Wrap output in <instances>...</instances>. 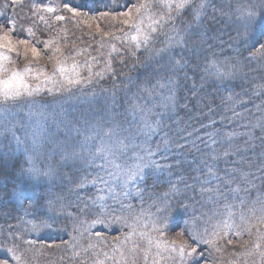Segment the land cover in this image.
Masks as SVG:
<instances>
[{
    "label": "snow or ice",
    "instance_id": "snow-or-ice-1",
    "mask_svg": "<svg viewBox=\"0 0 264 264\" xmlns=\"http://www.w3.org/2000/svg\"><path fill=\"white\" fill-rule=\"evenodd\" d=\"M156 2L159 4L160 0ZM10 3L23 10L25 0H10ZM28 6L33 14L39 11L36 4ZM135 7L138 14L136 18L132 17L131 12L118 13L119 16L126 18L123 23L135 30V34L129 37L134 50H139L141 47L149 48L160 36L164 37L161 41L163 46L155 52L160 66L159 74L154 83L145 86L144 103L139 101L129 103L128 115L136 120L139 114L135 131L125 128L120 120L114 118L100 121L85 120L83 130L74 129L83 139L70 148L61 147L58 153L61 159L53 163L51 160L54 156L50 159V153L45 149V144L49 140L46 125L49 121L58 120L59 116L55 112L45 110L35 99L24 100L26 97H34L41 91L39 86L32 87L26 82V77L32 72L31 67L26 66L23 71H19L9 69L5 64V62H13L12 54L20 56L21 46L25 57L30 51L33 60L37 59L41 55V50L36 46L39 42L33 43L27 36L18 37L16 35L18 20L8 14L9 3L0 4V146L7 141L9 146L15 145V150L24 154L25 163L19 170L21 183L34 191L38 190L36 195H27L24 189H14L8 194L9 199L17 202L18 211L23 213L17 218L18 222L24 225L30 224L31 233L52 228L60 216L71 217L75 223L81 212H95L93 222L104 224L109 209V204L106 203L108 200L118 204L120 210L126 207L131 209L132 205H126L121 197L125 199L138 197L142 200L144 189L141 188V184L146 185L149 179H158L165 175L170 177L174 174L176 164L171 159L173 150L168 147L167 138H162L163 148L157 145L155 149L145 146L147 139L143 143H137V140L140 135L149 137L162 128L165 111H171L175 107V91L179 86L180 74L183 73L184 79H188L191 73V76L198 78L202 85L211 83L226 90L243 70L239 59L221 60L215 55L210 56L206 50L207 40L201 27L207 15L209 0H163V7L167 11L160 14L159 18L150 17L152 23L149 24L147 32L141 28L142 20L139 18L143 14L142 10L148 5L138 4ZM226 7L227 11L224 7L219 11L233 22L237 40L241 44L247 42L258 24L264 23V0H235V3H227ZM63 8L74 17L79 15L76 6L68 3L67 0ZM44 10L48 13L56 12L51 6ZM104 15L109 13L106 12ZM40 19L44 18L41 16ZM55 19L63 21L65 16L56 15ZM21 30H23L22 26ZM27 32L34 34L31 28L27 29ZM52 44V41H45L44 49L47 50ZM55 51L59 53L60 49L56 48ZM112 51H117L115 45L112 46ZM259 52L264 58V44L260 46ZM68 59H72L70 66L65 59L58 58L54 69L53 75L58 74L63 81L61 88L68 91L71 86L91 83L93 76L91 66L85 64L88 75L82 76L81 65L70 55ZM251 59L252 57H249V60ZM95 75L102 78L100 72ZM41 76H44L45 82L53 79V76H48L43 69L37 68L35 79L39 80ZM65 84L68 87H65ZM48 91L51 92L52 89ZM155 96L160 97L158 106L151 99ZM22 100L28 107L26 112L23 111ZM150 104L151 107L148 106ZM242 127L247 131L243 133L231 131L223 134L216 131L206 133L207 139L198 137L207 150L205 152L207 159L201 162V167L195 169L196 174L191 177L194 183L189 184L181 177L179 183L183 184V188L177 184H171L170 187V193L175 198L174 202L165 195L158 198L159 205H154L152 230L160 235L166 233L172 212L180 210L186 212L191 207L190 199L180 198L185 189L195 191L199 188L200 199L204 202L202 207L212 206L209 208L212 216L208 218H218L211 231L205 228L202 234L181 233L188 235L190 243L177 246L173 241L167 245V250L177 254L180 264H216L213 251H221L222 241L227 245L233 243L229 233L237 237L245 232L251 235L253 228H257V241L254 247L260 250L261 264H264V250H261L264 245V233L258 228V225H264V197L250 199L251 191L255 188L253 177L256 174L250 171H238L236 167L225 168L221 173L215 163L222 158L231 157L234 152L238 154L239 147L233 148L234 138L237 136L245 137V145L253 143V131L259 128L264 132V116H261L256 123L249 122ZM183 139L185 145L178 144V147L187 146V139ZM260 139L264 143V136H260ZM191 146L200 150L195 141L191 142ZM121 158H125L123 162H120ZM128 159L132 162L128 163ZM68 162L82 163L88 168L99 169L95 175L86 174L73 186L78 197L79 193L89 186L96 189L95 193H89L88 198L83 200V206L77 205L73 212L68 211L73 205L66 201L63 190H56V179L60 176V169ZM258 171L262 175L256 178L264 183V167H259ZM111 176H115L120 181L119 191L107 178ZM241 193L244 195L242 196ZM185 200L188 202L186 203ZM234 201H238L241 208L248 210L240 212L238 219L232 210L237 206ZM221 205L224 212L220 211ZM111 212L113 220L122 221L125 227L135 233L136 224L140 222L139 216L134 218V223L129 224L128 218L116 215L115 207ZM202 215L207 216V213ZM253 220L256 223H253ZM19 239L18 232L9 229L5 233L0 230V264H23L17 243ZM147 244L149 246L153 244L150 236H147ZM132 251L135 252L136 248L134 247ZM121 258L125 259L123 253ZM145 260H147V249H145Z\"/></svg>",
    "mask_w": 264,
    "mask_h": 264
},
{
    "label": "trees",
    "instance_id": "trees-1",
    "mask_svg": "<svg viewBox=\"0 0 264 264\" xmlns=\"http://www.w3.org/2000/svg\"><path fill=\"white\" fill-rule=\"evenodd\" d=\"M101 1L67 0L68 3L76 6L78 12L80 9L88 10L91 7V11L97 10V13L107 10V6L102 4L107 1ZM110 1H112V4L108 5L109 8H113V12L116 10V5V7H119L127 2V0ZM222 1L209 0L207 15L204 18L201 31L205 33L208 54L210 56L215 55L221 60H229L230 56L236 54L238 47H227L222 43H218V40L215 42L214 39L219 29L224 25V20L219 11L223 7ZM5 2L9 3L8 14L18 20L16 33L18 37L27 36L31 42H39L36 43L37 47H44L45 41H50L58 35L67 40L68 48L82 46L91 54H94L93 56L99 57L100 60H107L108 56L103 54L104 51L96 47L99 44L95 39L96 37L90 36L78 21H74L72 14L63 8L66 0H25L23 10L19 6H12L10 0H0V4ZM29 4H36L39 11L33 14L29 10ZM48 6L54 7L56 12L48 13L45 11L44 9ZM13 8H15L14 12ZM61 14L65 16V19L57 21L55 16ZM41 16L44 18L43 20L40 19ZM21 26L23 30H21ZM29 28L32 29L34 34L27 32ZM163 39L164 37L160 36L153 46L142 52L136 53L134 49L131 51L126 48L115 52L112 55L113 57L109 58L110 66L104 72L103 78L96 80V83L89 87L93 89V94L88 99L78 97L76 92L58 96L43 94L39 98H34L44 109L50 110L52 106H56L54 112L59 116L58 120L49 121L46 125L49 140L45 144V149L50 153V159L54 156L51 162L60 161L61 157L58 153L61 147L75 146L79 140L83 139L74 129L80 128L83 130L85 120L100 121L114 118L120 120L124 126L128 123L127 127L129 128L132 119L128 115L129 103L137 101L144 103L143 90L145 86L154 83L156 76L159 74L158 69L160 66L157 63L158 57L155 56V52L163 46L161 43ZM259 49L260 47H251L242 51L246 56L240 58L241 63L243 69L245 68L250 76L246 77L245 82H238L237 78V81H233L226 90L215 87L211 83L202 85L198 78L191 76V73H189L188 79H184L183 73L180 74L179 86L175 91V107L171 111H165L162 128L156 135L154 134L149 142L152 145L155 140V147L150 146L155 149L157 145H160L156 142L162 141L158 138H166L165 134H168L169 143L172 142L171 146L168 147L173 150L171 159L176 164L174 174L170 177L165 175L158 179H149L146 185L141 184V188L144 189L142 200L138 197H129L128 200L124 201V203L138 201L145 203L142 212L139 213L143 222L148 221L147 224L152 225L154 220L152 213L155 212L154 205L160 203L158 198L168 195L169 199L174 202L175 198L170 193L171 184H177L183 188V184L179 183L181 177L187 180L189 184L194 183L191 177L196 174L195 169L201 167V162L207 159L205 155L207 150L204 145L201 146L202 143L198 140L200 134L205 135V133L216 131L222 134L231 131L243 133L247 130L242 125L249 122L256 123L261 116H264V111H261L264 110V58L261 57ZM249 57H252V59L249 60ZM151 99L157 106L160 104L159 96ZM21 104L24 105V101H21ZM148 106L151 107V104ZM225 107H227L226 113L223 111ZM27 110L28 107L24 105L23 111L26 112ZM159 110L157 107V111ZM219 110L221 112L216 113ZM236 113H239V115H236ZM137 119L139 120V114ZM190 119L191 126L183 128L182 124ZM193 127H201V129L195 133L193 132V138L190 140L189 132ZM170 133L173 141L170 140ZM253 136L254 142L249 145H245L244 136L234 138L233 148L239 147V152L238 154L234 152L231 157L222 158L215 162L221 173L225 168L232 167H236L238 171H252L247 167L248 164L264 167V155H262L264 154V143L260 139V136H264V132L257 128L253 131ZM183 138L187 139V146L178 147V144L185 145V139ZM204 138L207 139V136ZM192 141L196 142L199 151L191 146ZM24 163L25 156L22 152L15 150V145L9 146L8 142L5 141L4 145L0 146V230L5 233L9 229L18 232L20 239L17 243L19 244V254L22 257L23 264H94L96 260L101 261L102 264H155L150 262L151 256L148 252L147 260H145L147 241L145 242V240L135 235L124 237L120 243H117L112 253L108 254L107 257H101L98 252H102L100 249L101 244L111 241L110 238L114 234L123 230V222L113 220L109 209L107 210L106 222L104 224L99 223L100 235L98 238L95 236L96 242L94 241V235L90 233L81 234L82 242L77 249L73 247L71 242L81 233V221L93 222L96 216L95 212H81L77 217L79 220L76 219L75 223L72 218H57L52 228L42 230L39 233H31L30 224L24 225L18 222L17 218L22 216L23 213L18 211L17 202L8 198V194L13 192L14 189H24L27 195L38 194V190L34 191L21 183L19 170ZM80 164L82 163L68 162L64 164L60 169V176L56 179V190H63L66 201L74 200L73 206L70 207L71 212L74 211L77 205L82 207L83 200L87 199L86 191L88 189L81 191L78 197L73 190L75 184L72 187L71 184L69 185L71 182H76L75 178L79 174L75 170ZM198 192L199 188H196L195 191L185 189L180 198H188L187 194L189 193L194 201H201ZM241 195L244 194L241 193ZM261 197H264V183L258 179L255 182V188L251 191L250 199L256 200ZM193 200H191V207L186 212L180 210L170 214L168 228L163 235L169 236V234L175 233L202 234L205 228L209 231L212 230L213 225L216 223L215 220L198 218L192 214L197 206L193 203ZM185 202L187 203L188 200H185ZM234 203L237 205L235 209L237 210L236 216L238 219L240 212H247L248 210L247 208H241L238 201H234ZM193 205L194 209H192ZM115 208L117 209V216H130L125 209L120 210L118 204H115ZM253 223H256V221L253 220ZM258 228L261 233H264V225H258ZM192 229L196 231L193 232ZM158 235L160 234L155 232V236ZM229 236L233 240L231 245H227L222 241L221 251H213L216 264H231L235 255L239 254L240 248L238 246L243 240L254 245L257 241V228L252 229L251 235L245 232L239 237L231 233H229ZM181 237L188 238V235H181ZM156 238L155 252L160 250L159 258L155 255L156 264H177L176 259L172 260V256L168 257L170 254L166 253V246H162L163 249H160V246L157 247ZM28 241H34V243H28ZM134 247L136 248L135 252L132 251ZM72 250L78 251L77 254L73 255ZM121 253L124 254L125 259L121 258Z\"/></svg>",
    "mask_w": 264,
    "mask_h": 264
},
{
    "label": "rangeland",
    "instance_id": "rangeland-1",
    "mask_svg": "<svg viewBox=\"0 0 264 264\" xmlns=\"http://www.w3.org/2000/svg\"><path fill=\"white\" fill-rule=\"evenodd\" d=\"M103 1V0H102ZM101 1V2H102ZM107 1L106 3H102L103 5H106V9L105 12H100L97 13V10L91 11L92 8L89 7L88 10H81L78 12L79 15L77 16H73L74 21H78V23L81 25V27L90 34V36H95L96 40L98 41V45L96 47H99V49H101L103 52V54L105 56H108L107 60H100L99 57L97 56H93L94 54H91V52H89L86 48H83L82 46H75L76 48H68L67 47V40L63 39L60 36H56L52 39H50V41L53 42L52 46L50 48H48L47 50L44 49V47H38L41 50V55L40 57H38L37 59L33 60L30 51L28 52L27 56L25 57L24 55V51H23V46H21L20 49V56H16V54H12V61L13 62H5L7 68L9 69H16L19 71H23V69L28 66L31 67L32 72H30L28 74V76L26 77V82L32 86V87H36L39 86L41 91L35 95L34 97L31 98H24V100H29V99H34V98H39L40 95L43 94H47L49 96H58V95H67L69 92H76L78 97H81L82 99H88V97H90L93 93V89L89 88L90 86H92L93 84L96 83V80L102 79L104 76V72L106 71V69L109 67V58H112L115 52H119L121 49H129L132 51V49H134V45L132 43V41L130 40V35H134L135 34V30L127 25H125L123 23L124 19H126L125 17L119 16L118 13L121 11H127V12H131L132 17L136 18L137 17V11H136V7L135 5L138 4H147L148 7L146 9L142 10V16H140V20H142V24H141V28L143 29V31L147 32L148 31V26L150 23H152L150 17H156L159 18L160 14H163L165 11H167L164 7H163V0H160V3L157 4L156 0H127V2L123 3L122 5H120L119 7L115 6L114 12H113V8H109L110 6L108 4H112V1L110 0H105ZM125 1V0H123ZM134 1V2H133ZM131 3V4H130ZM227 3H235V0H223L222 1V6L224 7V10L227 11ZM221 6V5H220ZM109 13V15H104V13ZM221 17L224 20V25L219 29V31L217 32L215 39L218 40V43H222L223 45H226L227 47L229 46H235L238 47L237 48V52L236 54H234L233 56H230L229 59L232 60H237L239 59L241 61L240 58H242V56H246L243 54V50H246L247 48H251V47H260L262 44H264V23H260L257 25L255 31L251 34V36L249 37V39L247 40L246 43L241 44V42H239L237 40V35H236V27L233 24V22L229 19V17L227 15H224L221 13ZM224 36V37H223ZM114 37H121L122 39H115ZM115 45L117 51H112V46ZM56 48L60 49V52L57 53L55 51ZM147 48L141 47L139 50H134L136 53L137 52H142L145 51ZM132 53V52H131ZM69 55L71 57H73L75 59L76 62H78L81 67H80V72L82 76H87L88 75V68L85 67V64L90 65L91 66V72L93 73L92 76V82L88 83V84H83V85H76V86H71L70 90L65 91L63 90V88H61V83L63 82L62 79L59 77L58 74L53 75L54 74V69L56 67L57 64V59H65L66 63L70 66L72 63V59H68ZM236 57V59H235ZM118 62H120L119 60H117ZM121 63V62H120ZM119 64V63H118ZM40 68L43 69L48 76H53V79L51 81L45 82V78L44 76H41L39 80L35 79L36 76V69ZM100 72L102 73V78L99 76H96L95 73ZM7 74H5L6 77ZM247 76L249 75V72H247V70L244 68L240 74V76L238 77V82L242 81L245 82V79ZM236 80V81H237ZM249 83V81H248ZM65 87H68L65 84ZM48 89H52L51 92L48 91ZM57 89H60L59 91H57ZM22 100V101H24ZM248 101V100H246ZM54 109H56V106L53 107L48 110L45 109L49 112H54ZM57 109H59L57 107ZM223 111L226 113L227 112V107H225L223 109ZM221 110L216 111V113H220ZM223 112V113H224ZM138 123V119L130 120V126L129 128H131L133 131H135V127ZM128 123L124 126L125 128L127 127ZM183 128L187 127V126H191V119L186 121V123L182 124ZM181 125V126H182ZM201 127H193L189 133H191V135H189V138L191 140L192 135L200 130ZM194 132V133H193ZM156 135V134H155ZM164 135V134H163ZM166 138L168 139V134H165ZM154 135H151L149 137H145L143 135H140L138 137L137 143H143L145 141V139H147V144L145 145L147 146H153L155 147V140L154 143L151 145L149 142L152 139ZM205 135L200 134L198 137H205ZM158 139H162L161 137H159ZM170 140H172L171 138V133H170ZM200 140V139H198ZM149 143V144H148ZM162 145L163 142L160 140L156 142V144ZM170 142L168 144V146H171ZM203 146V144L201 145ZM71 146H69L70 148ZM161 147H164V145H162ZM125 158H121L120 162H123ZM100 161H98L99 163ZM128 163H131L132 161L130 159L127 160ZM248 168L252 169V171L255 174H258L259 176L261 175V173L258 171L259 166H256L255 164H248L247 165ZM77 171V173L79 175L76 176V182L81 179L83 176H85L86 174H91V175H95L99 169L97 168H88L85 164H80V166H78V168L75 170ZM103 174V173H102ZM255 176V178H253L255 180V182L258 180L256 177L259 176ZM112 183L113 186L117 188V191L119 190V184L120 181L115 177V176H111V177H107ZM76 182H71L69 183V185L71 184V187L76 183ZM88 190L86 191L87 194V198L89 193H95L96 189L94 187L89 186V188H87ZM199 193V192H198ZM85 195V194H83ZM188 199L193 200L194 198H192V196L188 193ZM121 199L128 200L129 197L127 199L121 197ZM68 202H71V204L73 205L74 200H67ZM106 203L109 204V210L111 211V209L113 207H115V202L112 200H108L106 201ZM193 203L196 204V208L195 211L192 212V214L195 217L198 218H207L212 216V213L209 211V208H211V205H207L205 207H202V204L204 202L201 201H194ZM125 204H131L132 208H124L127 213L130 215L128 218V223L132 224L134 223V218L136 216H139L140 218V212H142V209L145 205L144 202L142 201H138V202H131V203H126ZM151 204V203H150ZM194 209V205L193 208ZM233 212H235L237 214V210L235 208L232 209ZM69 212H71L70 208L68 209ZM220 211L224 212V208L223 205L220 206ZM112 213V212H111ZM202 213H207V216L202 215ZM62 217L64 216H60L58 217L59 219H62ZM113 217V216H112ZM65 218V217H64ZM67 218H71V217H67ZM78 219V218H76ZM217 217H213L212 220H215L217 222ZM79 220V219H78ZM120 223H122L121 221H119ZM148 221H144L140 219V222L138 224H136V231L135 233L131 232V229L128 227H125L124 223H123V230L117 234H114V236H112L111 241L104 243L103 245L101 244L100 249H101V253L100 251L99 254L101 255V257H107L108 254L112 253V251L115 249L117 243H120L124 237L127 236H138V238H141L143 240H145V242L147 241V236H150L153 240V244L152 245H146V249L148 250L147 252L150 253L151 256V263H157L155 262V255L157 258L160 250H157L155 252V237H157V242L156 244H159L160 249H163L162 246H166L171 244L173 241H175V244L177 246L183 244V243H190L189 237H181V234L179 233H175V234H169V236H165V235H158L155 236V232L152 230V225L147 224ZM145 225H147V227H145ZM99 227V223H94V222H90V223H86V222H82L80 224V235L74 239L71 243L73 244V247L75 249L79 248L81 245L80 243L82 242V235L84 233H90L91 235H94V241L96 242V238L95 236L98 238L99 235H97V233H99L98 230ZM193 232H195V229H192ZM191 231V229H190ZM145 234V235H142ZM79 243V244H77ZM255 245V244H254ZM254 245H251L249 242L247 243L246 240H243L242 242H240L239 244V248L240 250L238 251V255L236 254L235 257L233 258L232 262H234V264H261V257L259 254V250L255 249ZM261 250H264V245H262ZM78 251H74L72 250V254L76 255ZM168 253V257L172 256V260L176 259V263L180 264L179 258L177 256L176 253H172L169 250H167ZM160 256V255H159ZM98 262H101L99 260H96L94 264H98Z\"/></svg>",
    "mask_w": 264,
    "mask_h": 264
}]
</instances>
